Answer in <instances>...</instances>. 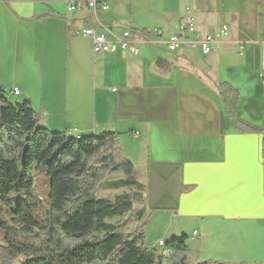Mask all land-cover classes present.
Masks as SVG:
<instances>
[{
    "label": "crops",
    "instance_id": "1",
    "mask_svg": "<svg viewBox=\"0 0 264 264\" xmlns=\"http://www.w3.org/2000/svg\"><path fill=\"white\" fill-rule=\"evenodd\" d=\"M107 1L102 25L130 28L138 55L94 53L92 39L77 34L102 28L89 10L0 0V85L14 101L29 98L52 131L119 132L159 240L186 235L209 264H264V128L237 125L264 122V0H147L156 21L124 27ZM185 15L203 35L222 25L228 35L209 54L189 43L170 52Z\"/></svg>",
    "mask_w": 264,
    "mask_h": 264
},
{
    "label": "trees",
    "instance_id": "2",
    "mask_svg": "<svg viewBox=\"0 0 264 264\" xmlns=\"http://www.w3.org/2000/svg\"><path fill=\"white\" fill-rule=\"evenodd\" d=\"M237 125L243 132L264 128ZM75 131L50 130L29 98L14 101L0 85V264H209L194 257L186 235L147 246L140 228L146 210L135 206L143 204L145 186L119 132ZM43 168L47 198L34 190ZM102 190L123 191L110 198ZM37 231L44 234L39 242L30 238Z\"/></svg>",
    "mask_w": 264,
    "mask_h": 264
},
{
    "label": "built area",
    "instance_id": "3",
    "mask_svg": "<svg viewBox=\"0 0 264 264\" xmlns=\"http://www.w3.org/2000/svg\"><path fill=\"white\" fill-rule=\"evenodd\" d=\"M66 5L68 12H76L80 10H89L96 24L102 26L101 29L97 25H88L83 27L77 34L92 39L94 53H108L117 51H129L135 55L140 53L137 35L130 28H122L120 32H116L111 28L102 25L100 13L108 11L110 5L107 0H58ZM157 35H162V30L155 28ZM229 28L222 25L216 31L210 34H201L197 31L195 21L191 15H185L180 21L179 30L172 34L167 40V48L170 52L178 51L185 43L191 44L193 47H199L203 54L211 53L221 39L228 35ZM146 43L157 44V41L145 39ZM262 82L264 83V53L262 55ZM12 92L16 95L20 94V90L14 87ZM77 130L76 128L74 131ZM164 240L155 243L156 247H162Z\"/></svg>",
    "mask_w": 264,
    "mask_h": 264
},
{
    "label": "rangeland",
    "instance_id": "4",
    "mask_svg": "<svg viewBox=\"0 0 264 264\" xmlns=\"http://www.w3.org/2000/svg\"><path fill=\"white\" fill-rule=\"evenodd\" d=\"M110 1L111 3L116 4L114 12H116L119 16L122 17L121 24L123 27L129 26L130 22L133 23V25H138V24L141 25L142 23L144 24V21L146 20H150L149 22L146 21L148 23H153V21H156V16L150 14L151 12L146 11L147 0H110ZM262 5L264 8V1ZM13 99L19 100L21 98L19 96H13ZM119 141H120V134H119ZM134 175L137 180L141 178L139 168L137 169L135 168ZM49 189H50V181L49 178L47 177L46 169L43 168L42 170L36 172L34 190L38 194L42 195L44 198H47L49 194ZM122 191L123 190H102L101 195L112 198L115 194L121 193ZM141 205L142 204H135L136 208L140 207ZM138 224L139 223L137 222L128 224L125 226L124 229L126 231L134 230L138 226ZM140 228L141 231L146 235V245L149 246L151 249H153L154 244L159 241L160 232L158 231L157 226L154 225L153 222L151 221L149 222L148 218L145 217L143 218L142 225L140 226ZM43 236L44 234L42 233V231H37V233L35 235H32L30 238L35 242H39L43 238ZM0 244H1V239H0ZM12 264H22V258L16 259Z\"/></svg>",
    "mask_w": 264,
    "mask_h": 264
},
{
    "label": "bare ground",
    "instance_id": "5",
    "mask_svg": "<svg viewBox=\"0 0 264 264\" xmlns=\"http://www.w3.org/2000/svg\"><path fill=\"white\" fill-rule=\"evenodd\" d=\"M165 245V242L163 241V244H162V246H164Z\"/></svg>",
    "mask_w": 264,
    "mask_h": 264
}]
</instances>
